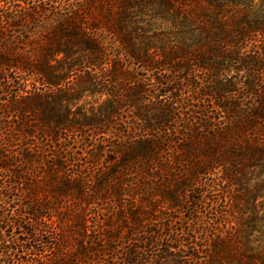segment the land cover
Masks as SVG:
<instances>
[{
    "label": "trees",
    "instance_id": "obj_1",
    "mask_svg": "<svg viewBox=\"0 0 264 264\" xmlns=\"http://www.w3.org/2000/svg\"><path fill=\"white\" fill-rule=\"evenodd\" d=\"M0 88V264H264V0H0Z\"/></svg>",
    "mask_w": 264,
    "mask_h": 264
},
{
    "label": "rangeland",
    "instance_id": "obj_2",
    "mask_svg": "<svg viewBox=\"0 0 264 264\" xmlns=\"http://www.w3.org/2000/svg\"><path fill=\"white\" fill-rule=\"evenodd\" d=\"M0 92H2V89L1 88H0ZM95 100H97V97H93V98H90L89 99V101H95ZM70 144H72V141H67V142H64L62 144V146H66V145H70ZM48 150H51L52 151L53 149L52 148H49ZM77 151H80V150H77ZM80 158H82V157H80ZM70 159H72V157H70ZM2 176H3V174L0 172V179L2 178ZM171 215L172 216H179L178 213H175V212H172ZM150 228L157 229V227H155V226H150Z\"/></svg>",
    "mask_w": 264,
    "mask_h": 264
}]
</instances>
